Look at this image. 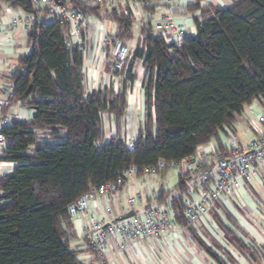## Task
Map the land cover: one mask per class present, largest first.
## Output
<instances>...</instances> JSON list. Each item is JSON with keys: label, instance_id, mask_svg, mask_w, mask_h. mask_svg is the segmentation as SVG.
<instances>
[{"label": "trees", "instance_id": "16d2710c", "mask_svg": "<svg viewBox=\"0 0 264 264\" xmlns=\"http://www.w3.org/2000/svg\"><path fill=\"white\" fill-rule=\"evenodd\" d=\"M2 1L28 14L41 9L48 14L32 0H0V8ZM161 1L143 0L150 14ZM110 15L119 25L115 39L130 37L133 18ZM196 26L197 34L185 36L180 46L155 34L151 19L141 27L132 60H143L146 67L147 113L133 152L119 137L105 139V115L121 128L125 90L86 92L84 44L66 46L71 40L67 25L37 22L28 32L32 51L20 57L19 68L8 79L13 102L25 104L33 114L29 121L13 118L1 129L7 143L0 161L16 166L0 175V264H82L69 243L68 206L73 201L92 186L114 181L131 165L142 169L161 159L194 156L222 132L227 136L225 127L234 124L245 105L264 99V0H232L225 8L214 7L209 18L197 19ZM132 68L131 63L127 73ZM47 128H52L51 138L63 142L50 146L40 141L37 131ZM218 152L227 153L221 142ZM178 187L181 195L173 199V217L176 225L185 226L183 174ZM227 218L237 229V222ZM217 223L225 240L245 244L232 228L220 219ZM197 241L217 263L226 264L201 238Z\"/></svg>", "mask_w": 264, "mask_h": 264}, {"label": "crops", "instance_id": "0c3cea01", "mask_svg": "<svg viewBox=\"0 0 264 264\" xmlns=\"http://www.w3.org/2000/svg\"><path fill=\"white\" fill-rule=\"evenodd\" d=\"M104 1L106 2L104 6H94L97 12L90 14L88 18V28L83 40L85 48L83 65L85 89L89 94L93 91L107 88H113L116 93L121 92L123 89L125 90L127 110L121 128L118 130L115 121L108 115H105V139L107 142L116 137L124 141L135 140L141 125L145 121L147 113L146 89L144 84L147 71L143 60L133 61L132 55L138 47V43L142 36L141 27L148 19L152 21L153 30L155 29L154 33H158L155 28L158 15L156 12L150 14V11L145 8L146 5L144 2L140 0H126L125 2L122 0ZM134 3H136L138 7V13L134 12L131 8V5ZM231 3L232 0H180L179 4L175 7V14L182 25L181 27L185 35L194 36L197 34V19L202 20L209 18L213 15L214 7L225 8ZM125 8L128 10L129 16L139 25V37L137 41L134 40L132 27L130 37H126L124 40L125 44L130 47L131 56L123 69L116 71L113 67L110 41L116 38L119 25L112 19L113 17L110 13L114 12V14L119 16L123 14ZM8 9L12 10V14L16 18L24 21L26 13L23 9L12 7L9 1H2L0 8V25L11 22L12 18L7 12ZM35 18L36 22L42 23L48 22L47 19L50 17L41 9ZM108 20L110 22L106 26L105 21ZM27 38L28 33L23 23H21V28L18 27L16 30L4 33L0 36L1 41H7L10 44L0 46V88L2 87L3 79H8L9 74L13 72H8L7 66L15 60L13 56L16 52V44L26 41ZM71 41L72 43L79 44L76 38H71ZM31 51L20 55L18 57V63L21 56H27ZM131 63L133 67L132 74H129L127 71ZM132 75H135L133 82L130 81ZM253 102H257L260 106L261 114L259 118L264 117V99L255 100ZM22 108L23 107H17L11 109L10 113L13 118L24 120L21 117ZM251 113L253 114L252 110ZM23 117L27 118V115L24 114ZM249 123L248 121V125ZM225 130L227 133L230 132L233 134L240 145H245L249 142L243 143L239 141L235 123L230 127H225ZM40 137L47 139L49 136ZM212 141L206 146L218 151L219 142H221L224 148H228L229 142L224 132L221 133L218 140ZM7 163L9 164L7 167L10 168L5 170L4 173L0 171V175L10 173L16 166L14 163ZM262 172L264 175V166L260 168L258 176L260 179ZM182 174L181 167H174L167 169L156 177L145 178L142 175L131 177L117 193L105 195L93 201L91 203V212L99 219L108 221L118 220L130 213L133 215L139 214L152 205H164L168 200H173L181 195V192L176 190L179 189L178 185ZM249 186L252 190H255L251 181ZM137 195H141V200L133 206H128L127 200ZM252 197L254 196L251 190L245 186V188H242L234 195L223 200L221 204L216 206L209 215L205 216L196 226L184 228V226L176 225L167 235L159 239L147 240L140 243L136 255L130 252H125L123 254L115 253V244L114 241H112L111 249L114 253L113 264H219L200 246L197 237L201 238L218 255L224 258L222 255L224 250L229 253L230 250L225 240V234L218 226L217 220L220 219L225 226L232 228L237 235H241L230 223L227 218L228 215L254 239L255 244L251 243L252 246L256 247V249H264L262 234L256 229L255 224L249 221L250 219L246 215L247 211L250 212V209L254 205L253 199L255 197ZM255 201L258 202L256 198ZM258 215L264 218L261 214ZM252 216L255 215L252 214ZM83 226L84 222L80 219L71 222L69 231L72 235L69 237V243L71 249L77 252L78 259L79 257L83 258L82 260L79 259V261L82 264H88L94 261L96 256L87 245L83 235ZM79 228L81 229V236L78 231ZM89 253H91V256H88Z\"/></svg>", "mask_w": 264, "mask_h": 264}, {"label": "built area", "instance_id": "2783aa9c", "mask_svg": "<svg viewBox=\"0 0 264 264\" xmlns=\"http://www.w3.org/2000/svg\"><path fill=\"white\" fill-rule=\"evenodd\" d=\"M39 7L48 10V16L53 22L67 25L70 29V37L76 38L79 43L83 42L88 28L89 8L100 5L104 0H32ZM126 1V0H122ZM143 1V0H140ZM180 0H162L155 12L158 15L155 28L167 44L180 46L183 44L185 33L182 25L175 14V7ZM134 12L138 13L136 3L131 5ZM7 12L11 15V22L0 25V36L4 33L16 30L21 23L25 24L27 33L33 30L36 22V15L26 13L24 21L16 18L12 10ZM123 14L129 16L125 8ZM10 45L7 41L0 40V46ZM111 57L113 67L120 71L130 58L129 47L121 40L112 39ZM66 46H72V41L68 40ZM14 93L12 86H2L0 88V153L4 150L7 140L1 132L2 127L10 125L13 116L12 108H28L20 101L13 102ZM6 111V112H5ZM249 126L255 133V138L246 145H240L233 134L227 133L229 142L227 153L222 154L209 146H200L196 154L181 161L167 162L159 160L156 165L138 169L131 165L118 175L111 182L92 186L68 206V216L70 222L82 220L84 222L83 235L89 249L94 253L96 259L88 264H113L114 253L111 243L114 241L115 253L123 254L130 252L137 254L138 245L147 240L159 239L170 233L175 227L174 202L168 200L164 205H152L139 214L124 220H101L91 212V203L102 196L117 193L126 182L134 176L151 175L162 173L163 171L181 167L186 184L183 192L187 199L185 209L186 225L184 228L196 226L205 216L226 198L234 195L242 188L251 189L249 183L252 178L259 176L260 168L264 166V117L259 121H251ZM128 149L133 152L135 141L126 142ZM209 147V148H207ZM9 164L0 161V171ZM141 200V195H137L127 200L128 206L135 205Z\"/></svg>", "mask_w": 264, "mask_h": 264}, {"label": "rangeland", "instance_id": "374dc122", "mask_svg": "<svg viewBox=\"0 0 264 264\" xmlns=\"http://www.w3.org/2000/svg\"><path fill=\"white\" fill-rule=\"evenodd\" d=\"M48 22H51V18L47 19ZM109 20L105 21V25L107 26L109 24ZM21 28V25L19 26ZM133 37L134 40L137 41L138 37H139V25L137 22L133 23ZM26 40V39H25ZM125 43L124 40H121ZM16 47V52L15 55L13 57H15L14 62L12 61L11 64L9 66H7V71L11 72L14 71L16 69L19 68V63H18V57L22 54H25L27 52H30L32 47H33V41L30 38H27L26 41L20 43L18 42ZM129 47V46H128ZM130 49V47H129ZM131 56V55H130ZM2 86H10V80L9 79H3L2 81ZM251 110L253 111V114L251 113ZM21 117L25 120L28 121L32 114L33 111L30 109H25L22 108L21 109ZM26 114L27 118H24L23 115ZM260 106L258 105L257 102H253L252 105H245L244 110L241 114L236 115L235 117V126L237 129V138L239 139V141H242L243 143L250 141L251 139H254L255 133L252 130V128L248 125V121H259V115H260ZM60 130V132H62L63 134H65L66 130L63 128H58ZM51 130L52 128H47L45 131H37V135L39 136V140L48 143L50 146H55L58 143L63 142L62 138H51ZM40 136H49L47 139L45 138H41ZM213 142V141H212ZM246 145V144H245ZM197 156V154H196ZM8 168L10 167H5L4 169H1V171L8 170ZM160 173L158 174H151V175H143L145 178L148 177H156L158 176ZM259 178V179H258ZM258 179V180H256ZM251 183L253 185V187L255 188V190H251L252 195L258 200L255 201L254 200V205L252 206V208L250 209V212L247 211V216L249 217V221H251V223L255 224L256 229L262 234L261 236L264 239V218L260 217L258 214H261V216L264 217V175L263 172L261 174V179L260 177H256V178H252L251 179ZM176 191H180L179 189ZM175 193V192H174ZM255 215V216H252ZM259 216V217H258ZM259 218V219H258ZM237 231L241 233V235H236L237 238H244L245 240V244L242 243H238L236 240L233 241L232 238H226L227 241V245H229V250H230V255L232 257L229 258V256H227V254L224 252L222 253V255L224 256L223 261H225L226 264H264V250L261 248H257V249H252L251 248V243L255 244V241L252 237H250V235L248 233H246L239 225H237ZM79 234L81 236V229L79 228ZM235 234V233H234ZM237 234V233H236ZM88 256H91V253H89ZM79 259H83L81 257H79Z\"/></svg>", "mask_w": 264, "mask_h": 264}, {"label": "water", "instance_id": "95a60500", "mask_svg": "<svg viewBox=\"0 0 264 264\" xmlns=\"http://www.w3.org/2000/svg\"><path fill=\"white\" fill-rule=\"evenodd\" d=\"M132 216H133V214L130 213V214H127V215L123 216L122 218H119L118 220H124V219L130 218Z\"/></svg>", "mask_w": 264, "mask_h": 264}]
</instances>
